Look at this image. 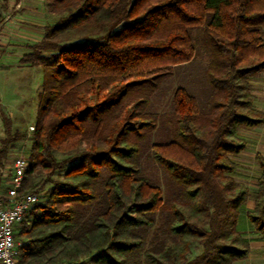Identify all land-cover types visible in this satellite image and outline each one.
Masks as SVG:
<instances>
[{"label":"trees","instance_id":"trees-1","mask_svg":"<svg viewBox=\"0 0 264 264\" xmlns=\"http://www.w3.org/2000/svg\"><path fill=\"white\" fill-rule=\"evenodd\" d=\"M45 6L58 18L20 59L40 69L41 87L19 194L48 188L14 228L17 264H235L249 253L236 228L248 199L264 246V157L255 155L253 193L231 177L229 158L246 148L239 130L264 125L249 83L264 71V0ZM196 57L208 100L177 88L163 116L170 141L150 147L174 187L163 199L140 165L163 122L147 108L172 68ZM0 119L3 167L17 134ZM192 243L200 252L190 257Z\"/></svg>","mask_w":264,"mask_h":264},{"label":"rangeland","instance_id":"rangeland-1","mask_svg":"<svg viewBox=\"0 0 264 264\" xmlns=\"http://www.w3.org/2000/svg\"><path fill=\"white\" fill-rule=\"evenodd\" d=\"M36 3L35 1L33 5L37 6ZM45 3L46 0H40L38 3L40 8V24L44 25V27L58 18V16L48 12ZM204 66V61L196 57L189 63L173 67L172 75L164 80L151 96L147 111L157 114L159 119L163 121L165 118L163 116L170 111L172 96L177 88L185 89L189 94L195 96L200 105L203 106L210 96V91L205 83ZM21 70L24 78L23 82L17 81V83L12 85L14 87L13 90L9 89L5 92V98L0 99V116L3 114L10 119L12 132L17 134L15 141L12 143L13 147L9 151L8 159L3 163L2 169L5 170V175L3 177L0 176L3 194H6L10 186L9 179L14 160L18 157L25 159L27 157L26 154L30 147V137L37 110L38 93L41 87V71L38 67H26ZM249 83L253 94V106L264 113V71L250 79ZM168 133L169 127L164 121H159L156 129L149 134L145 150L140 158L144 177L160 188L163 199L171 196L174 187L166 173L150 159V147L155 144H166L169 142L170 137ZM238 135L245 140L246 148L239 154L229 156L231 162L234 164L231 177L235 181L243 183L249 192L253 193L257 189L260 175L255 155L259 153L264 157V125L250 129H241ZM3 137L4 131L0 119V139ZM40 178L41 176L37 180L39 181ZM57 178L60 179V176H54L53 179ZM46 188H48V185L39 191L40 200H43L42 196ZM251 208L252 203L248 199L241 207L238 215L236 228L248 241L249 253L246 259L235 264H264V246L260 235L249 224L246 217ZM93 209L94 207L90 206L84 207L83 210H85V215H88ZM152 236L153 232L148 235V241L151 240ZM15 239H18L16 230ZM199 252L200 246L197 243H192L190 257Z\"/></svg>","mask_w":264,"mask_h":264},{"label":"crops","instance_id":"crops-1","mask_svg":"<svg viewBox=\"0 0 264 264\" xmlns=\"http://www.w3.org/2000/svg\"><path fill=\"white\" fill-rule=\"evenodd\" d=\"M35 1L37 6L33 5ZM39 1L0 0V99L5 98L9 89L13 90L12 85L17 81L23 82L21 69L29 66L21 64L20 59L29 52V46L43 36ZM2 168L0 176L3 177L5 170ZM2 189L0 183V198L5 196Z\"/></svg>","mask_w":264,"mask_h":264},{"label":"built area","instance_id":"built-area-1","mask_svg":"<svg viewBox=\"0 0 264 264\" xmlns=\"http://www.w3.org/2000/svg\"><path fill=\"white\" fill-rule=\"evenodd\" d=\"M26 168L25 158L18 157L14 160L10 186L4 198H0V264H17V247L20 243L14 239V228L39 201L38 194H19Z\"/></svg>","mask_w":264,"mask_h":264}]
</instances>
